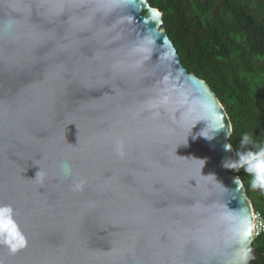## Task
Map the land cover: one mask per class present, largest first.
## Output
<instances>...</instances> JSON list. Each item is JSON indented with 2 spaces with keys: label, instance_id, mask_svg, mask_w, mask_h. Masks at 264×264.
Returning a JSON list of instances; mask_svg holds the SVG:
<instances>
[{
  "label": "water",
  "instance_id": "1",
  "mask_svg": "<svg viewBox=\"0 0 264 264\" xmlns=\"http://www.w3.org/2000/svg\"><path fill=\"white\" fill-rule=\"evenodd\" d=\"M162 24L148 0H0V264L257 259L231 120Z\"/></svg>",
  "mask_w": 264,
  "mask_h": 264
},
{
  "label": "trees",
  "instance_id": "2",
  "mask_svg": "<svg viewBox=\"0 0 264 264\" xmlns=\"http://www.w3.org/2000/svg\"><path fill=\"white\" fill-rule=\"evenodd\" d=\"M148 2L162 12V26L182 65L204 79L223 104L235 152L243 150L245 133L264 147V0ZM228 171L239 175L254 210L264 216V191L251 188L244 169ZM253 247L258 257L252 264H264L263 235L254 239Z\"/></svg>",
  "mask_w": 264,
  "mask_h": 264
},
{
  "label": "clouds",
  "instance_id": "3",
  "mask_svg": "<svg viewBox=\"0 0 264 264\" xmlns=\"http://www.w3.org/2000/svg\"><path fill=\"white\" fill-rule=\"evenodd\" d=\"M222 128L223 126H221L220 128H209L207 123V126L204 129H202V131L198 133V135L203 136L204 138L210 140L213 138L215 132H217ZM206 129L207 132L205 131ZM250 145L252 147H249ZM240 147L243 150L237 151L236 153L237 158L225 159L223 161V166L227 169H232L235 171L244 169V171L251 177L250 180L251 188L260 189L261 191H264V147L256 146L252 137L247 133L242 135L240 141ZM225 150L230 151L231 144L225 145ZM120 154L122 155V153ZM64 171L66 175L70 174V166L65 165ZM238 179L239 177L236 178V180ZM82 187H83V182H80L74 186V190L79 191L82 189Z\"/></svg>",
  "mask_w": 264,
  "mask_h": 264
},
{
  "label": "built area",
  "instance_id": "4",
  "mask_svg": "<svg viewBox=\"0 0 264 264\" xmlns=\"http://www.w3.org/2000/svg\"><path fill=\"white\" fill-rule=\"evenodd\" d=\"M254 216V238L259 235L264 236V216L261 212L255 211L253 213Z\"/></svg>",
  "mask_w": 264,
  "mask_h": 264
},
{
  "label": "snow or ice",
  "instance_id": "5",
  "mask_svg": "<svg viewBox=\"0 0 264 264\" xmlns=\"http://www.w3.org/2000/svg\"><path fill=\"white\" fill-rule=\"evenodd\" d=\"M156 15H158V13Z\"/></svg>",
  "mask_w": 264,
  "mask_h": 264
}]
</instances>
